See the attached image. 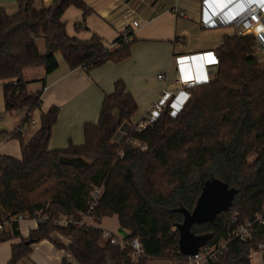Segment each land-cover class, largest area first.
I'll return each mask as SVG.
<instances>
[{"label":"trees","instance_id":"16d2710c","mask_svg":"<svg viewBox=\"0 0 264 264\" xmlns=\"http://www.w3.org/2000/svg\"><path fill=\"white\" fill-rule=\"evenodd\" d=\"M69 6L79 8L83 19L91 12L83 0H54L39 9L33 0H18L12 14L0 6V81L7 110L39 106L41 92H26L23 71L42 66L51 72L59 65L57 54L69 68L86 71L129 56L131 40L124 41L121 35L111 47L96 33L87 39L69 35L62 19ZM38 38H43L44 53ZM256 41L252 34H224L216 49L215 77L186 88L192 97L183 106L175 111L167 106L154 123L132 133L146 144L143 150L114 141L137 108L121 79L103 96L97 121L84 125L82 144L49 149L58 107L42 112L34 134L26 141L20 138L21 158L0 155V207L13 233L15 215L46 216L37 219V227L26 238L12 244L7 264H20L32 244L42 239L71 254L60 264H131L129 247L103 240V229L97 225L55 224L62 215L78 218L77 213L87 208L93 185H103L92 211L95 223L116 215L127 231L123 240L140 242L143 255L137 264L153 257L183 264L186 256L179 252L174 226L182 214L172 209L182 206L191 211L203 182L212 177L236 189L232 205L216 215L214 224H193L191 231L212 232L207 243L212 245L261 213L263 223L254 226L251 238L231 240L213 262L252 264L250 251L264 245V56L251 55ZM60 157L82 158L85 166L60 163Z\"/></svg>","mask_w":264,"mask_h":264},{"label":"crops","instance_id":"0c3cea01","mask_svg":"<svg viewBox=\"0 0 264 264\" xmlns=\"http://www.w3.org/2000/svg\"><path fill=\"white\" fill-rule=\"evenodd\" d=\"M53 1L33 0V7L39 9ZM83 1L91 12L83 19L79 8L69 6L62 16L67 33L81 39L96 33L106 46L111 47L118 36L129 30V56L119 62L107 61L89 71L82 67L71 69L62 58L58 67L51 72H46L42 66L24 69L22 79L26 92H41L39 106L31 109L32 121L29 123H24L29 111L27 107L5 108L0 81V155L21 158L20 138L26 141L34 134L40 126L41 113L51 106L58 107V115L50 132L48 148H65L69 143L82 144L84 125L97 121L103 96L113 90V84L118 79L124 82L137 105L129 122L141 119L163 89L174 92L171 104L173 109H177L186 95L175 85V78L194 83L210 80L217 66L216 49L222 36L236 34L233 25L202 26L204 0ZM233 1L209 0L206 13L226 9L225 13L231 16L243 5ZM17 3L18 0H0V6L9 14L17 10ZM174 6L176 12L173 11ZM133 22L137 24L134 26ZM76 25L80 28L76 29ZM258 42L264 46V34L260 35ZM159 74L165 75V79H158ZM21 125L25 126V131L15 132ZM15 133L18 136H14ZM14 222L15 234L4 220L0 207V223L3 225L0 230V264L8 263L12 244L19 243L30 230L37 227V219L26 216ZM99 223L95 224L110 232ZM2 236L5 238L2 239ZM253 256H257L258 260L254 261ZM64 257L68 258V254L63 248L58 249L48 239H42L32 244V250L21 259L20 264H60ZM153 260L159 264H175L164 257L149 258L146 264ZM250 261L252 264H262V255L254 254L250 256Z\"/></svg>","mask_w":264,"mask_h":264},{"label":"built area","instance_id":"2783aa9c","mask_svg":"<svg viewBox=\"0 0 264 264\" xmlns=\"http://www.w3.org/2000/svg\"><path fill=\"white\" fill-rule=\"evenodd\" d=\"M204 8L202 9V26L205 28H213L220 25H233L237 35L252 34L257 38L254 51L264 54V46L260 45L258 39L260 35L264 34V22L262 21V12H264V3H256V1H242L234 0L233 3L241 2L243 5L241 8L234 14L227 15L225 13L226 9L218 10L216 13L212 12L211 14L206 13V5H208L209 0H204ZM229 5V4H228ZM173 11L176 12V7L174 6ZM137 23L133 22L135 26ZM130 31H124L121 36L124 41L130 39ZM221 43V42H220ZM158 79H165V75L159 74ZM175 85L179 86V91H183L186 95V98L183 101L179 102V109L186 100L189 98V94L185 91L186 88L192 86L194 81H187L180 77L175 78ZM173 91L162 90L160 97L151 104L148 111L144 116L136 122H126L124 127L119 131L120 133L114 137V141L119 144H127L132 148L137 150H143L146 148V144L140 141L139 139L132 136L133 132H141L148 125L154 123L158 116L165 111L167 106L172 108L171 99L174 96ZM173 109L172 110H177ZM32 111L29 110L25 117L24 123H29L32 121L31 117ZM25 126L21 125L15 132H24ZM5 137H9L5 135ZM122 150L119 151V156H122ZM103 193V185H93L89 190V199L87 203V208L84 211L77 213L78 218L75 219L72 215H62L56 221L55 224L59 226H67L69 224H76L77 227H83L85 225H96L92 216V211L97 205L101 194ZM25 215L17 214L12 220L18 221L21 220ZM46 216L35 213V219L45 218ZM236 215H231V222H235ZM9 223L8 220H5ZM91 221V222H90ZM263 223V217L261 213H256L254 217L250 220H246L242 223L237 224L232 231L227 235L226 238L219 240L217 243L212 245H206L201 247L198 252L194 255L186 256V259L183 260V264H213L220 256H222L228 249V243L233 239H239L245 241L251 238L252 231L254 230L255 225ZM3 228V225L0 223V230ZM101 238L105 241H108L112 244H118L120 247L128 246L130 251V262L131 264H137L140 257L143 255L140 242L138 238H131L127 242L123 238H119L109 232L108 230L103 229L101 233ZM259 251H250V256L254 254H261L264 252V245H259ZM68 254L67 259H71V254Z\"/></svg>","mask_w":264,"mask_h":264},{"label":"water","instance_id":"95a60500","mask_svg":"<svg viewBox=\"0 0 264 264\" xmlns=\"http://www.w3.org/2000/svg\"><path fill=\"white\" fill-rule=\"evenodd\" d=\"M255 1L259 4L264 3L263 0ZM59 162L73 165L78 169H83L85 166L84 160L79 157H60ZM235 194V188L228 187L225 182L212 177L203 182L191 211L182 206L172 209L173 212L182 214V221L174 225L178 231V249L181 254L194 255L201 247L207 245L213 233L195 234L191 231V226L203 222L214 224L217 214L229 210Z\"/></svg>","mask_w":264,"mask_h":264},{"label":"rangeland","instance_id":"374dc122","mask_svg":"<svg viewBox=\"0 0 264 264\" xmlns=\"http://www.w3.org/2000/svg\"><path fill=\"white\" fill-rule=\"evenodd\" d=\"M219 37L220 36H218L217 41L219 40ZM37 44H38V47L40 48L41 52L44 53L43 38H38ZM254 50H256V49L255 48L253 49V53L251 54L252 56H257V57H263L264 56V54H260L259 52H256ZM57 57H58V61H62L60 54H57ZM215 72H216V69L213 72L211 79H213L215 77ZM191 97H192V95H191ZM37 111H38V109L34 112V115H36ZM31 117H32V113H31ZM100 226L108 228L111 233L115 234V236H117L119 238H123L127 234V231L119 226L117 218L115 215L104 217L101 221ZM52 235L55 236L56 234H52ZM59 238L61 239V241H63V243H67V240L65 238H62V237H59ZM253 260L254 261L258 260L257 256H253ZM148 264H159V263L156 262L155 260H153Z\"/></svg>","mask_w":264,"mask_h":264}]
</instances>
